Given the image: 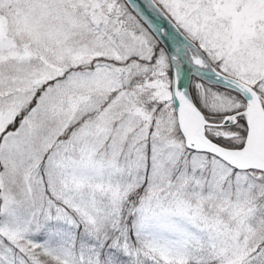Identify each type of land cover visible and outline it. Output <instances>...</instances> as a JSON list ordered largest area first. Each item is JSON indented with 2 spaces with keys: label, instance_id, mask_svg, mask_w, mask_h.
<instances>
[{
  "label": "snow or ice",
  "instance_id": "snow-or-ice-1",
  "mask_svg": "<svg viewBox=\"0 0 264 264\" xmlns=\"http://www.w3.org/2000/svg\"><path fill=\"white\" fill-rule=\"evenodd\" d=\"M0 264H264V0H0Z\"/></svg>",
  "mask_w": 264,
  "mask_h": 264
}]
</instances>
